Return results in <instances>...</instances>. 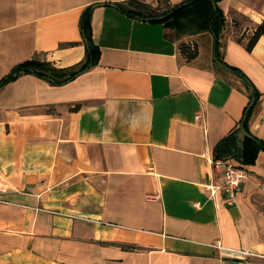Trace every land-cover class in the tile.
Wrapping results in <instances>:
<instances>
[{"label":"crops","instance_id":"crops-1","mask_svg":"<svg viewBox=\"0 0 264 264\" xmlns=\"http://www.w3.org/2000/svg\"><path fill=\"white\" fill-rule=\"evenodd\" d=\"M127 2L0 0V79L31 58L59 80L83 63L88 6L96 46L61 83L0 86V264H264V151L226 159L248 170L233 204L212 165L253 91L247 128L264 139V35L246 47L264 0H214L216 33L208 1L166 24Z\"/></svg>","mask_w":264,"mask_h":264},{"label":"trees","instance_id":"trees-1","mask_svg":"<svg viewBox=\"0 0 264 264\" xmlns=\"http://www.w3.org/2000/svg\"><path fill=\"white\" fill-rule=\"evenodd\" d=\"M198 0H187L186 2H195ZM210 2L211 5V25L213 31L216 33V22L219 25L223 24V15L221 10L216 6L215 8L212 7V3L214 0H205ZM158 5L156 7H152L147 3L141 2L139 0H128L127 6H124L123 4H118L119 9L126 14L129 15H137L140 16H157L161 14H166L170 10H174L179 4L171 7H166L164 9H160L159 4L162 2H165V0H158ZM182 4V2L180 3ZM90 8L91 6H88L85 8V10L82 12L79 25L80 30L83 38L86 40V52L87 57L83 63L78 65L76 68H72L69 70L65 77L62 79L57 78L58 69L54 68L48 61H42L38 58H31L25 61H22L15 66L12 67V69L3 77L0 79V86L5 83L6 81L12 80L16 78L21 73L26 72H32L38 76L42 77H50L55 83H61L62 81H65V79H68L72 76H74L76 73H79L80 71L86 69L89 67V63L93 61V56L96 53V46H94L91 36H90ZM178 9H175L171 14H169L167 17H165L162 20H157L158 22L163 23H169L172 17L175 15L176 12H178ZM218 20L220 22H218ZM264 35V19L261 23L257 24L253 30V33L251 34L248 43L246 44L247 49H250L251 46L255 43L256 39ZM179 49L181 52L184 53V55L191 59L194 57L197 53V48L194 44H189L185 42L179 43ZM64 72V71H63ZM251 98L256 99V92L253 91L251 94ZM252 106L246 109L244 108L243 116L240 119L239 125L242 122V126L249 132L247 128V119L249 117V114L251 112ZM254 139L242 136L240 133L239 126H235L233 129H231L226 135H224L222 138H220L217 143L214 145L212 150V158L215 159H227L232 158L235 159L240 164H246V163H252L254 161L255 155L257 151L263 150L264 151V139H258L255 136H253Z\"/></svg>","mask_w":264,"mask_h":264},{"label":"built area","instance_id":"built-area-1","mask_svg":"<svg viewBox=\"0 0 264 264\" xmlns=\"http://www.w3.org/2000/svg\"><path fill=\"white\" fill-rule=\"evenodd\" d=\"M197 117H201L197 114ZM212 165L215 170H219L223 175V182L220 187L226 194V199L229 204H233L236 201V194L239 190L240 185L248 176V170L245 166L233 163L226 159H213ZM245 254L249 252L244 251Z\"/></svg>","mask_w":264,"mask_h":264},{"label":"water","instance_id":"water-1","mask_svg":"<svg viewBox=\"0 0 264 264\" xmlns=\"http://www.w3.org/2000/svg\"><path fill=\"white\" fill-rule=\"evenodd\" d=\"M187 3L188 2H182V4H179L176 8H174V10L186 5ZM111 4L115 5L114 3H111ZM174 10H170L166 14H161V15H157V16H150V17H147L146 19H148V20H162L165 17H167L169 14H171ZM253 101H254V99L251 98L250 101L248 102L247 106H246V109L251 107V105L253 104ZM239 128H240V133L242 136L254 139V137L242 126V122L240 123Z\"/></svg>","mask_w":264,"mask_h":264},{"label":"rangeland","instance_id":"rangeland-1","mask_svg":"<svg viewBox=\"0 0 264 264\" xmlns=\"http://www.w3.org/2000/svg\"><path fill=\"white\" fill-rule=\"evenodd\" d=\"M42 61H45V60H42Z\"/></svg>","mask_w":264,"mask_h":264}]
</instances>
